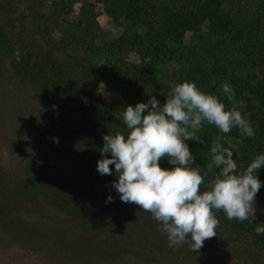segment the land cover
<instances>
[{
	"label": "trees",
	"instance_id": "16d2710c",
	"mask_svg": "<svg viewBox=\"0 0 264 264\" xmlns=\"http://www.w3.org/2000/svg\"><path fill=\"white\" fill-rule=\"evenodd\" d=\"M230 1H82L73 22L79 34L100 29L102 19H122L139 25L143 30L126 31L95 49L98 55L105 57L104 70L108 80L118 83L117 99L107 100L86 90L91 74L83 58L62 61L61 58L68 55L71 42L66 38L58 41L53 37L52 15L46 14V7L41 5V9H37L38 6L32 5L38 0H8V12L17 14L21 19L19 26L15 24L18 19L13 18L7 19L6 27L0 26V56L10 60L12 70L6 67L3 59L0 60V136L10 135L7 144L9 154L6 146V152L0 147V211L8 210L3 200L16 199L23 203H34L37 208L50 207L92 221L99 227L98 231L95 229L97 226L93 229L79 227L80 231L72 230L73 235L82 232L88 236L92 232L105 236L108 233V248L116 250L105 256L113 255L116 260L119 253L130 251L127 247L133 249L131 252L148 256L151 250L147 248H154V245L163 247L164 243H169L163 239L167 234L160 230L158 221L156 230L160 236L155 238L147 234L146 237L145 231L129 230L121 213H113L114 207H123L152 217L151 213L138 205L120 200L113 188L116 180L114 165H110L113 175H100L97 172L98 161L103 158L100 152L104 144L103 136L116 132L127 134L121 118L126 106L147 103L153 95L157 99L162 96L163 85L157 77L159 68L171 59L174 46L182 45L188 34L200 32L208 25L216 43L212 48L211 62L203 67L197 87L218 96L227 109L243 103L244 107L238 110L246 114L255 135L249 138L237 128L224 134L212 124L202 123L194 134L203 143L187 141L195 159L192 167H199L201 174L207 172V164L212 159L210 145L217 138L226 147L229 142L236 143L238 152L234 150V158L238 157L237 163L241 169H245L258 154L264 153V0H258L259 7L250 17L237 16L232 12ZM20 4H25V9ZM29 17L32 20L31 30L27 22ZM15 30L21 35L33 33L35 36L36 44L26 52L21 62L17 61L13 47ZM36 45H43L49 52L45 61L36 58ZM40 64L45 65L44 70L39 69ZM30 80H33L40 95L37 114L42 120L49 119V126L53 129V132L41 134L37 144L39 148L33 144L32 136L20 130L25 128L26 123L15 103L18 100L23 104L26 98L24 94L27 93L23 88L28 86ZM224 83L234 89V99L229 100L223 94L221 86ZM13 123L16 124L15 129L11 127ZM28 133H33L30 126ZM53 138H58L59 143H55ZM160 165L162 168L174 167L168 163L167 157L162 158ZM258 177L264 181V167L260 169ZM212 179L213 173L210 172L205 183ZM201 190H204L203 186ZM109 195L113 197V202L106 203ZM254 206L256 219L253 223L228 220L222 210L216 212L219 225L215 231L216 235H230L237 242L261 251L264 257V235L257 236L254 231L255 223H264V185ZM9 217L12 225L2 230L1 236L3 233L11 239L19 238L26 248H38L37 234L48 235L50 241L62 238L59 235L61 227L44 225L43 228L40 223L22 219L18 213L12 215L10 211ZM5 220L7 222L6 215ZM215 237L206 240L198 252L191 250L189 237L187 243L179 245L186 244V248L179 251H187V254L186 257L178 256V262L181 259L185 264L225 262L223 253L227 248L223 247V241ZM154 239L156 242L153 243ZM78 245L90 249V242L80 237L72 246ZM63 247L60 243L58 253L70 248ZM160 247L154 249L160 252ZM170 250L165 252L169 257L174 253L173 249ZM88 259L95 257L89 255Z\"/></svg>",
	"mask_w": 264,
	"mask_h": 264
},
{
	"label": "clouds",
	"instance_id": "9594fccd",
	"mask_svg": "<svg viewBox=\"0 0 264 264\" xmlns=\"http://www.w3.org/2000/svg\"><path fill=\"white\" fill-rule=\"evenodd\" d=\"M223 94L232 100L235 91L228 83L221 86ZM243 103L227 109L221 99L200 90L194 82L185 81L172 89L163 105L153 95L135 106L127 105L121 114L128 132L103 136L98 161L100 175H114L113 188L124 203H134L161 225L167 234L169 247L187 243L198 252L204 242L216 235L219 220L215 213L223 211L228 220L253 223L256 219L255 201L264 185L258 173L264 167V153L258 154L245 169L234 158L236 143L226 147L211 143L212 159L207 172L192 167L195 159L187 141L203 140L194 132L202 123L214 125L221 133L233 128L249 138L255 131L242 114ZM59 143L58 138H53ZM110 154V156H109ZM167 157L172 168H162ZM213 179L205 183L208 173ZM204 190H201V188ZM113 202L109 195L106 203ZM257 236L264 235V223H255Z\"/></svg>",
	"mask_w": 264,
	"mask_h": 264
},
{
	"label": "rangeland",
	"instance_id": "374dc122",
	"mask_svg": "<svg viewBox=\"0 0 264 264\" xmlns=\"http://www.w3.org/2000/svg\"><path fill=\"white\" fill-rule=\"evenodd\" d=\"M82 1L84 0H38L37 3H31L32 5L34 4L35 6H38L37 9H41V5L46 7V14L52 15L50 16V20L54 29L53 37L56 40L61 41L63 38H66L67 41L71 42L69 44L70 48L67 50L68 55L62 57V61L63 59L64 61L75 58L84 59L91 74V79L86 85V90L94 94L96 97L105 98L107 100H116L118 83L108 80L104 70L105 57L103 55H98L95 52V49L102 43L110 41L126 31L143 30L139 25L122 19L117 21L102 19L100 29L89 31L84 35L79 34L74 29L73 22L76 19L75 12ZM7 3L8 0H0V26L6 27L8 18H13L14 20L18 19L15 24L19 26L21 17H17V14L13 15L9 13ZM25 4H20L22 9H25ZM229 6L232 12L237 16L250 17L256 13L259 7V1L231 0ZM31 21L32 20H30L29 17L27 22L30 30ZM15 34L16 39L13 40V47L16 49L15 57L17 61L21 62L24 60L23 56H25L26 52L36 44L35 36L33 33L21 35L19 34V31H16ZM215 43L216 38L211 34L208 25H206L203 27L202 31L188 34L182 45L174 46L173 56L167 63L159 68L157 73V77L161 81L164 91L162 96L157 100L162 105L166 103L167 97L171 96L172 89L176 85L188 81L194 82L196 86H198L203 67L209 65L211 62L212 48ZM36 53V58H40L41 61H45V57L49 55V52L43 45H36ZM3 57V55L0 56V60L3 59ZM3 60L6 67L11 70L10 60ZM44 67L45 65L40 64L39 69L43 68L44 70ZM24 89L27 90V93L24 94L26 98L23 101V104L21 105L20 101L14 99L15 103L18 104V113L22 114L24 123H26L24 124L25 128H20V130L23 131V133L32 136L33 144L39 148L37 144L40 142L41 134L53 132L52 127L49 126L51 121L46 118H43L42 120L37 114V110L39 109V103L37 100L40 95L33 80H30L28 86L24 87L23 90ZM8 92L12 93L9 89ZM7 119L9 120V117ZM15 125L16 124L13 123L11 124V127L15 129ZM29 126L32 128L33 133H28ZM197 131L198 129L195 130V132ZM11 133L13 134V131ZM9 139V134H3V136H0V147L3 152H6L7 148L8 154L9 150L7 144L9 143ZM1 175L0 172V177ZM3 204L8 206V210L5 211V209H3L5 214L3 211H0V264H185L182 259L181 262H178V256L186 257L187 251H179L180 249H185L186 247L184 246H186V244L182 246H179L180 244H178L172 247H169V243H164L165 246L163 247L154 245V248L160 247V252L154 248H147L148 250H151L150 254L148 253V256L146 254L140 255L131 252L133 249L127 247L130 251L119 253L118 260H116L113 258V255L105 256L106 253L114 252L113 250H116L108 248V243L110 242L109 236H107L108 233H106L105 236L92 232H90L91 235L88 236L83 235L82 232L76 233L77 235L75 236L73 235L72 230L80 231L79 227L93 229L94 226H97L92 221L73 217L64 214L63 212H59L58 210H53L50 207L37 208V205L35 206L34 203H23L16 199L3 200ZM9 211L12 215L18 213V215L22 216V219H28L29 221L40 223L43 228L45 226L61 227L62 229L59 235L62 236V238H56L52 239L54 241H50L51 238L48 235L45 234L44 236L37 234L35 239H38V248L30 247L31 249H29L24 246L19 238L11 239L8 236H4L3 233L1 236V231L5 230V227H11L12 225L9 220V218H11L9 217ZM113 213H121V216L124 217L123 222L129 230L134 228L137 230L139 229L138 231H145L146 237L147 234L155 238L160 236V233L156 230L157 221L149 215L145 216L144 214L142 215L139 213L138 210L125 209L123 207H114ZM5 215L7 217V222L5 220ZM36 227L38 228V226ZM95 229L98 231L99 227L97 226ZM77 237L88 240L90 242V249L80 247L79 245L73 247L72 245L76 243ZM215 238L223 241L225 244L223 247L227 248L223 253L227 259L224 258L225 262L221 261L222 264H264V257L261 251L237 242L230 235H217ZM163 239L166 242H169L167 235H165ZM67 241L70 243L72 242V244H68ZM154 241L156 242V239L153 240V243ZM60 243L63 244L64 247L70 246L69 250L65 252L64 250L66 249H62V253H58L60 250ZM170 249H173L174 253L169 257L165 252ZM54 251H57L55 252L56 254H53ZM89 255H92L95 259H88ZM100 261L102 262L100 263Z\"/></svg>",
	"mask_w": 264,
	"mask_h": 264
}]
</instances>
